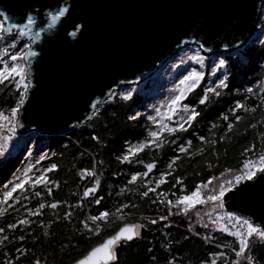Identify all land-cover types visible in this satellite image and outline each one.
<instances>
[{
    "label": "trees",
    "instance_id": "16d2710c",
    "mask_svg": "<svg viewBox=\"0 0 264 264\" xmlns=\"http://www.w3.org/2000/svg\"><path fill=\"white\" fill-rule=\"evenodd\" d=\"M261 39H264V17L260 20L258 30L249 43L234 55L224 57L227 62L225 70L228 87L221 90V96L212 97L207 105H199L197 101L203 89L209 87L211 82L221 76L220 71L213 72L209 64L211 60H206L208 68L204 81L192 93H189L185 100V103L195 106L201 115L187 132L176 133L173 136L165 133L164 136L169 143L164 144L159 150L145 148L140 152L136 159L142 163L121 164L116 159L129 144L134 145L143 140L149 131L157 127L144 113L145 95L142 92H134L128 100H124L121 95L113 94L95 113L91 122L83 128H75L65 136L47 137L35 134L30 140L34 150L39 151L44 148L47 151L46 158L39 160L37 164L38 171L50 164H56L57 168L46 175L49 180L56 181L58 186L48 185L52 187L50 196L46 194L47 190L43 186H38V189L28 188L30 192L39 190L42 195L21 200L12 208L0 205V208L6 209L4 214L0 215V227L6 228L7 224L15 223L18 219L25 217L32 221L28 225H18L16 229L6 228L4 233H0V236L9 237L8 241L0 246V264H5L8 260H12V264H34L36 260H39L40 264H73L75 260L82 258L92 246L101 243L106 236L112 234L123 223L135 221L144 223L141 217L153 218L166 215L167 209L164 205L150 204L148 198L141 200L136 193L127 190L128 188H134L137 192L143 190L140 178L131 185L128 184V180L133 171H144V165L147 163L155 162V167L149 174V178L154 181L159 172L169 171L166 165L172 157L180 156V159L176 160L173 165L175 171L171 176L166 177L168 183L161 185L158 189V191L169 192V198L172 199L171 192L180 194V185H177L175 189L171 188L175 176L184 178V189L188 192L197 183L207 180L210 175L218 176L225 168H239L241 161L245 158L241 153L249 144L257 146L255 149L257 153L264 150L260 146L259 136L261 132H264V108L259 106L260 98L264 96V92L260 91V87L264 86V44L258 42ZM9 42L5 40L0 43V47ZM19 48L17 44V49L12 51L19 50ZM198 67L201 68L200 65ZM248 87L253 88L255 95L249 96L245 101L244 97L248 95L245 89ZM21 91L15 88L10 81H5L0 85V113H3L5 117L10 116V109L16 105ZM237 100L245 102L248 106L256 105V111L243 114L237 110V114L242 115L243 118L238 123H234L232 131L226 134V124L232 121L229 109ZM136 113L140 115L135 120L129 119ZM224 115L229 116V121L223 120ZM250 123L256 124V128H248ZM201 135L216 139L217 143L211 146L203 145L205 150L197 153L196 149L202 146L198 139ZM221 135H226L224 141L219 140ZM93 136L99 137V140H93ZM17 139L19 138L15 136V140ZM173 140L175 143L171 142ZM185 140L192 142L188 149L192 153L191 156L176 151L177 146ZM18 143L21 145L22 141ZM23 147L13 146L11 152H5V155L0 157V198L5 190L4 185L9 181L21 160ZM209 163L213 165L212 168L207 167ZM93 168L100 180L97 195L104 197L100 205L91 203V197L81 199L84 188L89 187L96 177L86 176L81 180L77 173L81 169L93 170ZM225 178H230V176L226 174ZM213 184L215 185L216 181H213ZM122 188L125 191L118 195ZM18 194L19 191L13 195ZM150 196H152L151 193ZM129 200L140 206L137 210H131L133 215L126 217L123 221L116 220L109 224H102L100 233L96 235L87 237L84 235L86 230L83 229L80 221L88 216L97 215L98 211L106 208L114 210V205L121 202L128 203ZM56 201L61 202L57 204L56 209L47 206ZM77 201H80V206L69 207V205H76ZM38 202L46 205L41 210L42 214L30 216L26 209H35ZM200 208L201 206H197L196 209ZM124 211L130 210L124 209ZM65 212L72 213L70 220L63 219ZM201 212L203 223L210 224L204 218L207 212ZM57 216L61 219L57 220ZM49 220L53 223L48 224ZM169 220L171 221L169 227H164L168 223L166 221L150 225L143 239L132 242L128 247L118 249V264H165L166 260L173 257L176 258L174 264H201L202 261L204 264H211L212 259H216L217 264H224L223 259L210 255L220 251L225 253L228 260L234 259L229 248L217 247V244L233 241L234 238L228 233L218 231L211 224L208 229L203 228L201 223H196L195 215H192L191 220L183 215H173ZM190 223L192 224L191 230L188 227ZM45 232L48 235H45ZM209 234L215 237V242H204L202 237ZM21 235L24 236L23 240L14 239ZM166 241L168 242L167 248L164 246ZM17 248L23 251L17 252ZM253 255L259 264H264V247H256ZM153 257L156 258L155 261Z\"/></svg>",
    "mask_w": 264,
    "mask_h": 264
},
{
    "label": "water",
    "instance_id": "95a60500",
    "mask_svg": "<svg viewBox=\"0 0 264 264\" xmlns=\"http://www.w3.org/2000/svg\"><path fill=\"white\" fill-rule=\"evenodd\" d=\"M67 2L72 6L67 23L45 26L31 45L38 55L31 58L29 89L17 117V130L25 135L62 137L83 128L113 93L153 75L187 46L203 45L206 54L245 46L258 30L264 7V0ZM56 7L57 0H0L11 22L26 12L36 15L37 30L45 13ZM76 23L82 29L73 37L69 33ZM25 42L26 37L17 44ZM241 187L244 192L226 199L224 208L264 224V179ZM147 233L142 229V237Z\"/></svg>",
    "mask_w": 264,
    "mask_h": 264
},
{
    "label": "snow or ice",
    "instance_id": "6c2138e0",
    "mask_svg": "<svg viewBox=\"0 0 264 264\" xmlns=\"http://www.w3.org/2000/svg\"><path fill=\"white\" fill-rule=\"evenodd\" d=\"M72 6L67 2V0H57V7L53 10L47 11L45 13L44 19L41 21V26L39 29H35L37 23V17L32 12H26L22 20L18 22H11L12 17L7 13L6 10H0V43L5 40L10 41L5 44V46L0 47V85L4 84L5 81H10L14 84L15 88L20 89L23 87V91L19 93V98L16 101V105L10 109V116L5 117L3 113H0V119H7L10 123V127L7 128L8 135L0 134V157L5 155L7 149V142L10 141L13 135L16 133L18 126L17 116L19 109L24 104L25 98L29 89L30 82V67L31 58L38 55L37 51L33 50L32 44L40 40L42 32L45 31V26L47 29H53L58 24L63 21L67 23V18L71 17ZM73 31L69 35L75 37L77 32L82 29L81 24H73ZM27 38L28 42L22 43L19 50L17 49V43L20 38ZM260 44H264V39L258 41ZM242 41H237V46L241 45ZM203 48V45L200 46ZM225 48L228 45H224ZM11 52V54H9ZM6 57V59H5ZM191 60L200 62L202 57L193 55L190 57ZM9 61L11 63L9 64ZM23 61V63L18 62ZM226 59H219L218 62L213 60V72L220 71L221 76L217 77V81L214 86L206 87L203 89L202 95L199 97L197 103L199 105H207L210 103L212 97H219L222 95L221 90L228 87L227 83V71L226 69ZM205 73L203 71L192 70L188 74L184 75L178 82V87L175 89V93L167 101L166 111L162 114L161 123L156 120L155 117H149L157 125L155 130H151L147 133V136L138 141L136 144H129L126 150L116 159L121 163H128L129 165L133 163H142V161L137 160L136 157L145 148H155L159 150L164 144L169 143L165 138L164 134L167 133L168 136H173L176 133L187 132L189 128L193 127V122L201 115L200 111L197 110L195 106H189V104L184 103L187 99L188 94L192 93L200 84V81L204 78ZM18 77V79H17ZM111 91V90H110ZM260 91L264 92V86L260 87ZM248 94L244 97L247 101L249 96L255 95L252 87L245 89ZM114 94V93H113ZM131 96V92L123 95L124 100H128ZM260 107L264 108V96L260 98ZM93 108L96 107L95 104L92 105ZM256 105L248 106L245 102L237 100L234 106L229 109L232 114V121L226 124L225 133L231 132L234 123H238L243 118L242 115L237 114V110H240L243 114L254 113L256 111ZM157 115L161 116L160 109H156ZM95 114V113H93ZM139 113L134 116H130L129 119L135 120ZM224 121H229V116H223ZM256 124L250 123L248 128L255 129ZM215 127V125H213ZM261 139V148L264 149V132L259 134ZM226 135H221L219 137L220 141H224ZM93 140H99V137L93 136ZM202 146L196 149L197 153H201L205 150L203 145H215L217 143L216 139H209L201 135L198 137ZM175 143V140L171 141ZM191 140L182 141L178 146L176 151L178 153H183L186 156H191L192 153L188 151L191 146ZM256 145L249 144L244 148L241 153L245 158L241 161L239 168L229 169L225 168L218 176L210 175L207 180L197 183L191 191L185 192L183 177L175 176L174 183L171 184V188L175 189L177 185H180L179 192H171L172 199L169 198V192L158 191L161 185L168 183L166 177L171 176L175 171L173 165L176 160L180 159V156H174L170 159L166 168L169 171L159 172L158 177L153 179L149 178V174L155 167V162H150L144 165V171H133L128 184H135L140 178L141 187L143 190L136 191L134 188H128L129 192H134L138 197L143 200L144 198L149 199V203L153 205H164L167 209L166 215H158L153 218L141 217L144 223L140 222H130L123 223L122 226L118 227L112 234L106 236L101 243L92 246L86 254L74 261V264H118V249L122 247H128L132 242L143 239L141 231L142 229H147L150 225H156L161 221H166L164 227H169L171 221L170 217L173 215H183L184 217L191 220L192 215L197 217L196 223H201L202 227L208 229L210 224L212 227H216L218 231L228 233L233 237V241H227L223 244H217V247L229 248L234 255V259L228 260L225 257L223 251L214 252L210 255L218 257L224 260V264H259L253 255V250L256 247H264V224L258 221H254L250 218L238 215L234 212H220L218 210L224 209L226 199H231L235 196L242 194L245 188L241 185L245 182H250L254 180L264 179V150L256 152ZM29 151H31L29 149ZM215 155V152L213 151ZM44 155L39 157L40 160L45 159ZM39 163V161H37ZM102 165V162H100ZM33 165H29L27 169L23 171L22 178L19 176L14 177L13 182H9V185H4V191L2 193V198H0V205H7L8 208H12L14 204L19 203L21 200H27L30 197H40L42 195L41 191L35 190L34 192L28 191V188L38 189V186H43L46 188L47 195L52 194V187H57L58 184L54 180H49L46 173L55 170L57 168L56 164H50L47 167L39 171V174H34L32 176L28 175L33 169ZM208 168H212V164L207 165ZM226 174L230 178H225ZM77 175L81 180L87 177H96L91 181L89 187H85L82 193L83 198L91 197V203L100 205L104 200L103 196L97 195V190L100 185V180L93 170L81 169ZM216 181V184H213ZM51 185L52 187H48ZM151 185V186H150ZM19 194L14 196V193ZM125 191L124 188L120 190L119 194ZM150 193L152 196H150ZM231 194V195H229ZM11 201V203H10ZM60 201L49 203L47 206L51 209H56L57 204ZM197 205H211V209L216 213L215 218L211 217V213H206L210 217V224L203 223V216L200 211L196 210ZM45 203L38 202L35 209H26L30 216L41 215V210L45 208ZM80 206V201H77L76 205H69V207ZM140 206L129 200L128 203H119L114 205V210L105 209L98 211L97 215L88 216L85 220L80 221L83 229L86 230L84 235L92 236L100 233L102 224H109L115 222L116 220L123 221L126 217L133 215L131 210H137ZM124 209H129L130 211L125 212ZM175 209V211H173ZM6 211L5 208H0V215H3ZM18 211V209H17ZM72 216L71 212H65L63 219L70 220ZM57 220L61 219L59 216L56 217ZM219 221H224L223 226L217 227ZM27 217L18 219L15 223H9L6 225L7 229H16L17 226H24L31 224ZM53 223L52 220L48 221V224ZM47 227V225H44ZM191 230L192 224L188 225ZM5 227H0V233H4ZM45 235H48L45 232ZM199 235V233H196ZM9 237L7 235L0 236V246L4 245L5 241H8ZM14 239L23 240L24 236L14 237ZM202 239L205 243L215 242V237L211 234L203 236ZM168 242H165V248H167ZM17 252H22L21 248L16 249ZM149 251H151L149 249ZM14 259V258H13ZM155 261V257L152 258ZM175 257L165 261V264H174ZM5 264H12V260H8ZM34 264H40L39 260H36ZM201 264H204L202 261ZM211 264H217L216 259L211 260Z\"/></svg>",
    "mask_w": 264,
    "mask_h": 264
},
{
    "label": "rangeland",
    "instance_id": "374dc122",
    "mask_svg": "<svg viewBox=\"0 0 264 264\" xmlns=\"http://www.w3.org/2000/svg\"><path fill=\"white\" fill-rule=\"evenodd\" d=\"M263 17H264V7H263L261 19ZM241 48H238L231 52H222L218 54H206L200 49L199 46H187L179 50V52L176 55H174L173 58L169 59L166 63H164V65H162L153 75L145 78L138 84L122 86L114 94L123 96L127 94L128 92H131V95L134 92L144 93L145 98H144L143 108H144V113L146 114L147 118L149 119V117H155L156 120H159L161 123H163L164 121L162 120V114L166 111L167 101L168 99L171 98V96L176 94L175 89L178 87L179 80L184 75L188 74V72L192 70L203 71L204 73H206V69L208 68L206 65V60H211V63L209 64L211 68L213 69L214 59L216 60V62H218L219 59H224L225 56L234 55L239 50H241ZM197 54L202 57V61L197 62V61H193L190 59L191 56L197 55ZM18 62L23 63V61H18ZM199 65L201 66V68L198 67ZM204 78L200 81V84L204 81ZM216 82L218 81L214 80L213 82H211L209 87L214 86ZM20 89L23 91V87H21ZM157 108L160 109L161 116L157 115V112H156ZM151 122L155 124L153 120H151ZM0 134H3L5 136L8 135L7 130H5L1 126H0ZM33 136H35V134L33 133L27 134V135H20V136H17L19 139L15 140V135H14L12 139L7 142L6 153L11 152V149L13 148V146H19V147L24 146V147L22 150L21 160L15 167L14 172L11 174V178L5 185H9V182H13L14 177L16 176H19L22 178L23 171L27 169L30 164L33 165L34 167L32 171L28 173V175L32 176L34 174H39L37 161L40 160L39 157L41 155L46 156L47 151L44 148L39 151L34 150L33 143L32 141H30L33 138ZM20 140L22 141L21 145L18 143L20 142ZM29 149L31 151H29ZM197 206H201L202 208V209L200 208L201 210L199 209L198 211L200 212L203 211L204 213L205 212L211 213V217L215 218L216 213L212 211L211 205H197ZM218 211L227 212L225 208L222 210H218ZM204 218L205 220L210 222L209 215H205ZM223 224H224V221H219L217 227L223 226Z\"/></svg>",
    "mask_w": 264,
    "mask_h": 264
},
{
    "label": "built area",
    "instance_id": "2783aa9c",
    "mask_svg": "<svg viewBox=\"0 0 264 264\" xmlns=\"http://www.w3.org/2000/svg\"><path fill=\"white\" fill-rule=\"evenodd\" d=\"M18 117V116H17ZM0 126L3 127L5 130H7L8 127H10L9 125V121L7 119H0ZM15 136H20V135H25L23 133H20V131H18L16 129V133L14 134ZM13 135V136H14ZM38 135V134H37ZM42 136V135H39Z\"/></svg>",
    "mask_w": 264,
    "mask_h": 264
}]
</instances>
